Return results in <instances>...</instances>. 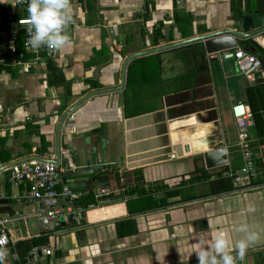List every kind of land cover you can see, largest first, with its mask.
I'll use <instances>...</instances> for the list:
<instances>
[{
	"label": "crops",
	"instance_id": "obj_1",
	"mask_svg": "<svg viewBox=\"0 0 264 264\" xmlns=\"http://www.w3.org/2000/svg\"><path fill=\"white\" fill-rule=\"evenodd\" d=\"M11 3H0L6 30L27 15L26 9L13 14ZM234 3L242 15L264 16V0H70L75 24L67 28L69 43L51 59L65 84L49 85V78H59L51 75L47 62L28 73L14 67L0 71L5 107L0 135L7 136L0 146L10 147L9 161L42 155L39 147L55 154L64 111L91 90L119 86L122 65L134 52L236 28ZM251 39L264 48V35H259L238 40L231 51H245ZM261 86L264 78L254 81L238 71L235 56L207 54L200 42L129 60L123 89L92 96L64 122L58 167L72 189L94 196L89 203L94 206L55 235V259L66 264H197L194 251L202 242L223 231L234 244L244 235L234 228L245 222L259 238L238 264H264V174H235L243 163L237 144L239 104L252 114L249 146L264 160V136L254 120L255 110L264 129ZM219 148L226 149V164L207 167L205 154ZM9 174L0 172V198H10L15 212L17 202L35 205L21 199L26 184L12 185ZM219 175L231 177L235 188L211 193L210 183ZM134 187L159 198L168 191L167 201L142 210L151 197L132 195ZM105 190L108 194L101 193ZM34 209L22 214L27 224L12 226L15 239L39 233V225L35 234L29 225ZM130 217L136 232L119 237L116 222Z\"/></svg>",
	"mask_w": 264,
	"mask_h": 264
},
{
	"label": "built area",
	"instance_id": "obj_2",
	"mask_svg": "<svg viewBox=\"0 0 264 264\" xmlns=\"http://www.w3.org/2000/svg\"><path fill=\"white\" fill-rule=\"evenodd\" d=\"M15 7L12 13L27 8L26 0H13ZM28 15L18 16L9 30L2 28L3 16L0 13V67H14L23 73H28L40 62H48L57 56V51L41 48L31 49L25 42L29 26ZM75 24L73 17L69 23ZM23 35L22 50L19 49L17 41ZM238 71L247 78L254 80V73L262 69V62L256 56L242 49H238L234 54ZM5 107L0 102V114ZM236 124L239 130L238 146L242 154V165L235 174L245 176H257L264 174V160L257 158L248 143L247 128L252 125V114L242 113L236 116ZM54 154H44V158H54ZM9 171V181L12 185L19 187L26 184V190L21 195V199L27 203L35 204V209L31 217L35 218L40 231L33 237L49 236V242L42 245H33L23 255L17 249L19 241H26L31 238L15 239L12 236V226L22 220H27V215H9L0 213V248L6 255L4 264H66V262L55 259L56 243L55 235L59 231L67 229L71 222L80 220L86 208H91L94 204L84 207L76 203V200L85 195L84 192L72 189L65 183L62 173L57 164L40 160H23L7 168ZM102 167V171H106ZM234 173V172H233ZM238 180L239 177L230 174ZM109 191L101 192L108 194ZM20 199V196L18 197Z\"/></svg>",
	"mask_w": 264,
	"mask_h": 264
},
{
	"label": "clouds",
	"instance_id": "obj_3",
	"mask_svg": "<svg viewBox=\"0 0 264 264\" xmlns=\"http://www.w3.org/2000/svg\"><path fill=\"white\" fill-rule=\"evenodd\" d=\"M26 2L30 23L25 29L28 37L25 43L33 50L47 48L60 51L65 48L69 43L67 27L73 18L70 0H26ZM0 3H10V0H0ZM12 5L15 7L14 4ZM249 211L253 209L249 208ZM234 231L244 234L234 244L223 231L211 236L207 242H202L194 251L197 264L242 262L246 250L258 240L259 236L245 222H239ZM5 255V251L0 248V264H4Z\"/></svg>",
	"mask_w": 264,
	"mask_h": 264
},
{
	"label": "water",
	"instance_id": "obj_4",
	"mask_svg": "<svg viewBox=\"0 0 264 264\" xmlns=\"http://www.w3.org/2000/svg\"><path fill=\"white\" fill-rule=\"evenodd\" d=\"M237 19H234V24L237 25L236 28H222L218 30H213L206 32L204 34H200L198 36H194L191 38L182 39L179 41H175L172 43L164 44L161 46H156L147 50L134 52L130 56H128L122 65V73H121V82L119 86L115 87H107V88H99L94 89L82 96L79 100L74 102L71 106H69L64 113L61 115L56 138H55V156L54 158H44L40 155H29L23 158H19L16 160H11L9 162L3 163L0 165V172L3 170L9 168L10 166L14 164H18L22 162L23 160H40V161H48L53 164H59L61 161V131L64 125V122L67 120V118L70 116V114L81 104L86 102L89 98L95 95H100L104 93H108L114 90H121L124 87L125 84V69L126 64L134 57L142 56L149 53L159 52L165 49H170L178 46L187 45L193 42H200L203 49L207 54H221L224 59L226 58H232L234 57V52L231 50L238 48V40L241 39H248V38H254L259 35H264V16H258L256 14H243L239 17H236ZM246 52L256 54L257 53V47L254 45H248L244 47ZM264 78V71L262 69L256 71L254 73V81H258ZM235 112L237 115H241L245 112L244 105L239 104L235 108ZM226 156V149L219 148L215 150L208 151L205 154V160L207 167H215L220 166L222 164H226L227 160L225 158ZM174 194H178V191L172 192ZM172 193H169V196H171ZM10 198H0V212L1 213H7L10 216L14 215L16 212L13 207L9 205Z\"/></svg>",
	"mask_w": 264,
	"mask_h": 264
},
{
	"label": "trees",
	"instance_id": "obj_5",
	"mask_svg": "<svg viewBox=\"0 0 264 264\" xmlns=\"http://www.w3.org/2000/svg\"><path fill=\"white\" fill-rule=\"evenodd\" d=\"M257 1L260 4L263 3V0H257ZM236 5L237 4L234 3L233 11H234L235 15L237 17H239L240 15H242V13H241L240 8H238ZM175 19H176L177 23L180 24V21H179L180 18H179V15L177 13L175 14ZM2 28L8 29L6 27V25H4V24H2ZM157 32H158V30H157ZM22 40H23V35H21L17 41V44H18V47L20 50H22ZM247 43L249 45H254L255 47H257L256 56L261 60L262 65L264 67V48L252 39L248 40ZM47 65H48V68L50 69V71L53 72V73H51V75L53 77L59 78V79H55V80H53L52 77L49 78V85L55 86L58 84H65L64 77L61 75V73L58 72L56 66H54L53 60H48ZM5 69H10V68L0 67V71L5 70ZM259 89L262 90V89H264V87L261 86ZM260 115L261 114H257L256 111L254 110V120H255V125L257 128V132L260 136H264V129H262V125L260 124L261 122L259 120ZM5 137H7V136L0 135V142L1 141L4 142L6 140ZM10 151H11L10 147H7L6 145L0 146V164L8 162L11 159ZM45 151L46 150L42 147L38 148L39 154H45L46 153ZM210 187H211V193L216 194V193L232 190L235 188V185H234V181L231 177L219 175L215 180L211 181ZM130 192L132 195L137 194L138 196H142V197H147V196L151 197L149 203L143 204L140 206V209H142V210L143 209H152L154 207H157V206H160V205L166 203V201H167V192L168 191H165L164 196H162L161 198H159L156 193L147 192L145 189H142L139 187H134ZM180 193H181V191H180ZM187 199H188V197H187ZM93 201H94V196L92 194H88L86 196H82V197L78 198L76 200V203L82 204L84 207H87V205L89 203H93ZM73 223L74 222H71V224H73ZM116 226H117V234L119 237L131 235V234H134L136 232V221H135V218H132V217L117 221ZM48 242H49V236L33 237V238L26 240V241H19L17 243V249L21 253V255H23L24 253H26L27 250H29V248L31 246L47 244Z\"/></svg>",
	"mask_w": 264,
	"mask_h": 264
},
{
	"label": "rangeland",
	"instance_id": "obj_6",
	"mask_svg": "<svg viewBox=\"0 0 264 264\" xmlns=\"http://www.w3.org/2000/svg\"><path fill=\"white\" fill-rule=\"evenodd\" d=\"M14 206L16 208L17 215H22V214H25V212L26 213L30 212L34 205H21V203L17 202V204L15 203ZM21 224L25 225V224H27V221L22 220L19 223H16L15 227L16 228L17 227H21L22 226ZM29 225H31V232L33 234H35V233H37L39 231L38 223H37L36 219H34V218L30 219ZM21 230H22V228H21ZM21 232L23 233V235H25V234L27 235L26 231H21Z\"/></svg>",
	"mask_w": 264,
	"mask_h": 264
}]
</instances>
